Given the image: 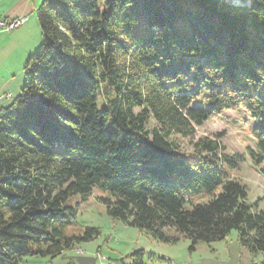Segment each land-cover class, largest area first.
<instances>
[{
    "label": "trees",
    "instance_id": "16d2710c",
    "mask_svg": "<svg viewBox=\"0 0 264 264\" xmlns=\"http://www.w3.org/2000/svg\"><path fill=\"white\" fill-rule=\"evenodd\" d=\"M35 12L42 44L0 108V264L94 240L100 228L65 203L96 187L113 219L165 241L175 228L191 248L236 230L264 264V211L224 170L221 136L193 141L211 114L243 107L264 160V0H41ZM126 258L145 264V250Z\"/></svg>",
    "mask_w": 264,
    "mask_h": 264
},
{
    "label": "rangeland",
    "instance_id": "374dc122",
    "mask_svg": "<svg viewBox=\"0 0 264 264\" xmlns=\"http://www.w3.org/2000/svg\"><path fill=\"white\" fill-rule=\"evenodd\" d=\"M7 36V38H6ZM43 41L41 27L36 15L31 22L13 31L0 35V69L10 76L13 98L3 106L10 105L21 93L26 77L24 67L28 55L37 51ZM7 99H4V101ZM201 107L199 99L193 104ZM260 123L246 108L225 109L221 113L211 114L206 122L197 127L193 141L201 137H220L224 153L231 159L223 161V167L232 177L246 188L247 201L254 211H264V160L252 155L259 151ZM179 143L178 152L187 157L190 163H200L201 158L194 151L190 138L175 136ZM104 193L98 187L85 200L80 194L71 196L65 203L77 207V221L80 224L99 227L101 233L92 241L63 251L56 257L28 256L21 264H122L116 261L132 251L145 250V264H254L263 254H251L238 239L236 230H232L226 239L215 242L199 241L191 248L190 239L184 237L175 228L165 229L166 235L177 237L176 241H165L147 233L129 223L111 218L107 207L100 199ZM200 202L204 198L189 196ZM191 208V203H186ZM129 258L125 259L128 264Z\"/></svg>",
    "mask_w": 264,
    "mask_h": 264
},
{
    "label": "crops",
    "instance_id": "0c3cea01",
    "mask_svg": "<svg viewBox=\"0 0 264 264\" xmlns=\"http://www.w3.org/2000/svg\"><path fill=\"white\" fill-rule=\"evenodd\" d=\"M40 1L41 0H0V16L3 17L16 16V18H22V19H25L26 16L27 21L24 25H27L28 22H31V17L33 15H36L35 9L40 4ZM6 33L7 31L5 30L0 31V35L2 37ZM9 75L5 76L0 69V108L4 107L3 105L7 103L8 100L13 98L12 90L16 88L15 86L14 87L11 86L12 80H10ZM4 99L7 100L4 101Z\"/></svg>",
    "mask_w": 264,
    "mask_h": 264
},
{
    "label": "built area",
    "instance_id": "2783aa9c",
    "mask_svg": "<svg viewBox=\"0 0 264 264\" xmlns=\"http://www.w3.org/2000/svg\"><path fill=\"white\" fill-rule=\"evenodd\" d=\"M27 21L25 16V21H16V16L13 17H3L0 16V31H12L23 26Z\"/></svg>",
    "mask_w": 264,
    "mask_h": 264
},
{
    "label": "bare ground",
    "instance_id": "6f19581e",
    "mask_svg": "<svg viewBox=\"0 0 264 264\" xmlns=\"http://www.w3.org/2000/svg\"><path fill=\"white\" fill-rule=\"evenodd\" d=\"M233 4H243L246 3L248 0H228ZM16 21H25V19L22 18H16Z\"/></svg>",
    "mask_w": 264,
    "mask_h": 264
},
{
    "label": "water",
    "instance_id": "95a60500",
    "mask_svg": "<svg viewBox=\"0 0 264 264\" xmlns=\"http://www.w3.org/2000/svg\"><path fill=\"white\" fill-rule=\"evenodd\" d=\"M227 3H230V4H233L231 3L230 1L228 0H225ZM250 4V0H248L246 3H243V4H233V5H249Z\"/></svg>",
    "mask_w": 264,
    "mask_h": 264
}]
</instances>
